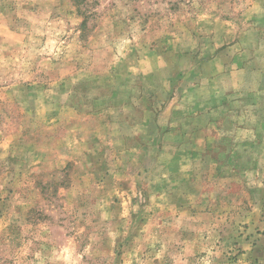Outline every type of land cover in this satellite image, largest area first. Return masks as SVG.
<instances>
[{"label": "rangeland", "instance_id": "rangeland-1", "mask_svg": "<svg viewBox=\"0 0 264 264\" xmlns=\"http://www.w3.org/2000/svg\"><path fill=\"white\" fill-rule=\"evenodd\" d=\"M0 264H264V0H0Z\"/></svg>", "mask_w": 264, "mask_h": 264}, {"label": "crops", "instance_id": "crops-1", "mask_svg": "<svg viewBox=\"0 0 264 264\" xmlns=\"http://www.w3.org/2000/svg\"><path fill=\"white\" fill-rule=\"evenodd\" d=\"M153 136V135H152Z\"/></svg>", "mask_w": 264, "mask_h": 264}]
</instances>
